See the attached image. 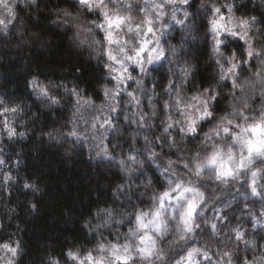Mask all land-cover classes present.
I'll return each instance as SVG.
<instances>
[{"label":"clouds","instance_id":"clouds-1","mask_svg":"<svg viewBox=\"0 0 264 264\" xmlns=\"http://www.w3.org/2000/svg\"><path fill=\"white\" fill-rule=\"evenodd\" d=\"M0 264H264V0H0Z\"/></svg>","mask_w":264,"mask_h":264},{"label":"trees","instance_id":"trees-1","mask_svg":"<svg viewBox=\"0 0 264 264\" xmlns=\"http://www.w3.org/2000/svg\"><path fill=\"white\" fill-rule=\"evenodd\" d=\"M63 52V46L61 45V47L57 50V53H62ZM57 53H54L53 54V62H55V59H56V55H57ZM42 57H37V62H40V61H42ZM13 68L15 67V65H13L12 66ZM7 70V69H6ZM85 75H87V70H86V72H85ZM20 79H22V77L21 78H17L14 82H16V83H19V80ZM86 186H84L83 184H81L80 185V189H81V191H83L84 190V188H85ZM59 203L60 204H64V205H67L68 203H69V199L67 198V197H65L62 201H59ZM52 211H57V209H53ZM46 219V218H45ZM39 226H43V227H48V225L46 224V222L45 221H41L40 222V225Z\"/></svg>","mask_w":264,"mask_h":264}]
</instances>
